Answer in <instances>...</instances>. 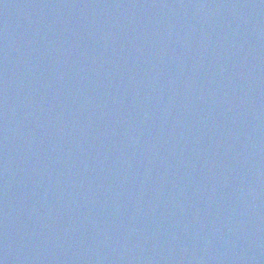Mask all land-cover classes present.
Listing matches in <instances>:
<instances>
[{
	"label": "water",
	"instance_id": "1",
	"mask_svg": "<svg viewBox=\"0 0 264 264\" xmlns=\"http://www.w3.org/2000/svg\"><path fill=\"white\" fill-rule=\"evenodd\" d=\"M0 264H264V0H0Z\"/></svg>",
	"mask_w": 264,
	"mask_h": 264
}]
</instances>
